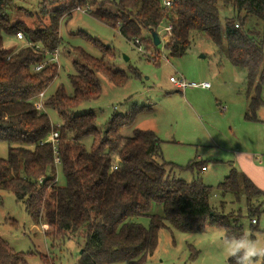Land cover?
<instances>
[{"label":"trees","instance_id":"16d2710c","mask_svg":"<svg viewBox=\"0 0 264 264\" xmlns=\"http://www.w3.org/2000/svg\"><path fill=\"white\" fill-rule=\"evenodd\" d=\"M222 2L264 21V0ZM9 6V0H0V142L7 144V157L0 158V191L11 193L32 222L41 223L46 237L55 242L82 234L75 264H142L152 255L158 232L166 224L185 233L203 232L207 226L229 235L243 232L238 214L225 215L211 205V187L196 179L175 178L172 170L181 168L157 161L161 141L154 132L135 129L130 137L121 136V129L132 125L143 109L134 107L114 115L102 133L96 129L95 114L69 113L99 97L95 72L117 86L127 81V75L108 67L106 62L113 56L110 48L82 35L99 47L101 57L76 49L80 60L72 62L75 73L68 75L72 94L59 88L42 101L57 112L60 126L52 125L33 101L57 76L52 55L60 45V21L79 7L128 42L135 43L145 33L142 41L150 46V34L157 33L172 58L184 56L191 35H200L225 54L231 66L244 71L246 94L253 91L245 120L258 121L255 114L264 107V42L242 30V19H225L221 28L217 0H172L168 8L162 0H48L30 26L12 22L6 13ZM167 25L169 34L160 32ZM5 38L21 45L6 49ZM37 66L41 68L35 71ZM52 133H57L53 142ZM88 138L90 149L82 143ZM56 161L63 187L56 185ZM218 188L222 195L237 200L242 196L251 220L260 208L253 201L264 202V191L233 167ZM152 206L160 207L161 213H150ZM138 217H147L148 226L133 221ZM41 260L51 264L47 257ZM0 264H24L23 254L13 251L1 237Z\"/></svg>","mask_w":264,"mask_h":264},{"label":"rangeland","instance_id":"374dc122","mask_svg":"<svg viewBox=\"0 0 264 264\" xmlns=\"http://www.w3.org/2000/svg\"><path fill=\"white\" fill-rule=\"evenodd\" d=\"M47 1L9 0L6 13L12 22L32 26ZM106 7L112 10L109 5ZM217 9L221 28L225 19L240 18L242 30L264 42V21L252 15L246 16L243 12L238 13L232 7L225 6L222 0H217ZM83 34L99 45L110 48L113 56L106 62L108 67L124 73L128 79L125 84L117 86L106 76L95 72L101 87L99 97L81 103L69 113L95 114L96 129L102 133L114 115L126 114L134 107L143 109L132 125L121 129V136L130 137L135 129L154 132L161 141V156L157 161L181 168L172 170L171 176L184 181L196 179L211 187L209 201L216 211L225 215L238 214L237 224L243 232L248 231L254 236L264 235L262 199L253 201L254 206L260 205V208L253 217L256 223L252 224L244 198L241 196L237 200L230 194L222 195L218 188L233 167L237 172L245 173L257 188L264 191V107L255 114L257 122L245 120V114L249 115L253 91L246 94L244 71L231 66L226 55L218 52L200 35H191L190 47L184 56L172 58L168 56L165 42L161 39L157 46H149L142 41L146 36L142 33L136 43L128 42L116 30L88 12L73 10L60 21V45L55 60L58 72L44 91L42 101L59 88L68 96L72 94L68 75L75 73L72 62L80 60L76 49L93 58L101 57L99 47L89 43ZM19 45L5 38L4 48L16 50ZM170 76H180L188 83L205 82L210 87L178 91L169 82ZM261 99L264 100V92ZM33 101L39 111L46 113L52 125H61L62 121L55 110L43 106L39 99ZM82 143L86 149H90L91 139H85ZM6 157L7 144L0 142V158ZM201 166L205 169L201 170ZM56 185H65L58 163ZM150 213L160 214L161 208L152 206ZM133 221L148 226L147 217L134 218ZM222 234V230L210 226L203 232L185 233L166 224L158 232L155 250L142 264H234L225 259L217 243ZM0 237L13 251L23 254L24 264H45L42 256L47 257L51 264H75L83 244L82 234L52 242L45 236L41 223H33L23 205L8 191H0Z\"/></svg>","mask_w":264,"mask_h":264},{"label":"clouds","instance_id":"9594fccd","mask_svg":"<svg viewBox=\"0 0 264 264\" xmlns=\"http://www.w3.org/2000/svg\"><path fill=\"white\" fill-rule=\"evenodd\" d=\"M219 244L226 260L234 264H264V235H253L248 231L240 234L220 236Z\"/></svg>","mask_w":264,"mask_h":264},{"label":"built area","instance_id":"2783aa9c","mask_svg":"<svg viewBox=\"0 0 264 264\" xmlns=\"http://www.w3.org/2000/svg\"><path fill=\"white\" fill-rule=\"evenodd\" d=\"M163 2V6L164 7H170L172 5V0H162ZM76 11H81V12H85L84 10H82L81 8L79 7H76L75 8ZM237 27V26H236ZM171 31V26L170 25H167L165 26L160 32L164 33V34H169V32ZM17 39L20 40L22 39V36L21 34H17ZM137 42V40L135 41V43ZM57 55H58V51H54L53 52V55H52V61H55L57 59ZM56 62V61H55ZM41 66H37L34 70L35 71H38L40 70ZM169 82L174 86V88L178 91H184L185 89L187 88H203V89H208L210 87V85L208 83H199V84H196V83H188L186 82L182 77H173V76H170L169 77ZM43 93H40L36 99H39L40 102L42 101L43 99ZM35 104V102H34ZM36 105V104H35ZM42 105V104H41ZM37 107V105H36ZM57 137V133H52V136H51V141L53 142L54 139ZM58 161H56L57 163ZM115 168V167H114ZM202 170H204L202 168ZM251 223L252 224H255L256 223V220L255 219H252L251 220Z\"/></svg>","mask_w":264,"mask_h":264},{"label":"water","instance_id":"95a60500","mask_svg":"<svg viewBox=\"0 0 264 264\" xmlns=\"http://www.w3.org/2000/svg\"><path fill=\"white\" fill-rule=\"evenodd\" d=\"M150 38H151V40H152L153 46H157V45L160 43V38H159V36L157 35V33L152 32V33L150 34Z\"/></svg>","mask_w":264,"mask_h":264},{"label":"crops","instance_id":"0c3cea01","mask_svg":"<svg viewBox=\"0 0 264 264\" xmlns=\"http://www.w3.org/2000/svg\"><path fill=\"white\" fill-rule=\"evenodd\" d=\"M260 109V108H259ZM255 122H257V121H255ZM202 170V169H201ZM245 174V173H244ZM246 175V174H245ZM249 175V174H248ZM247 176V175H246ZM249 177H250V175H249Z\"/></svg>","mask_w":264,"mask_h":264}]
</instances>
